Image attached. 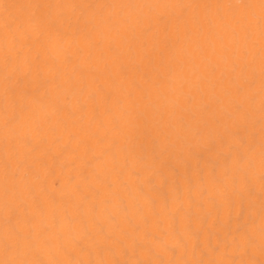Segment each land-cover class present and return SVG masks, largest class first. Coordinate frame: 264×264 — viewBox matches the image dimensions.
<instances>
[{"label":"bare ground","instance_id":"1","mask_svg":"<svg viewBox=\"0 0 264 264\" xmlns=\"http://www.w3.org/2000/svg\"><path fill=\"white\" fill-rule=\"evenodd\" d=\"M260 2L0 0V264H264Z\"/></svg>","mask_w":264,"mask_h":264},{"label":"snow or ice","instance_id":"2","mask_svg":"<svg viewBox=\"0 0 264 264\" xmlns=\"http://www.w3.org/2000/svg\"><path fill=\"white\" fill-rule=\"evenodd\" d=\"M170 6V5H168ZM176 7L182 8V9H188L190 7V5H176ZM243 7L246 8H250L252 7V5H243ZM260 8H261V12H262V20H264V0H261L260 2ZM150 27V26H149ZM241 160H243V157H241ZM264 179V178H262ZM6 247L9 251L12 250V245L6 240L5 241ZM4 264H45L44 261H14V260H6L4 261ZM116 264H119V262H116Z\"/></svg>","mask_w":264,"mask_h":264}]
</instances>
